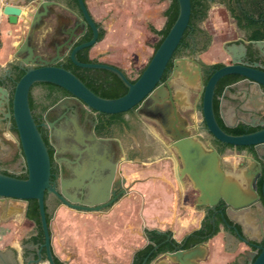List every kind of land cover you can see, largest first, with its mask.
Returning <instances> with one entry per match:
<instances>
[{
    "label": "water",
    "instance_id": "95a60500",
    "mask_svg": "<svg viewBox=\"0 0 264 264\" xmlns=\"http://www.w3.org/2000/svg\"><path fill=\"white\" fill-rule=\"evenodd\" d=\"M25 1L29 3V10L13 3L3 8V14L13 24L18 23L20 17L24 18V40L16 47L14 58L18 62L17 67L25 73L16 83L13 94L6 86L5 73H0V153L10 150L11 146L17 147L18 139L13 132L16 130L28 177L21 178L0 171V222L15 218L26 219L29 200H37L45 236L42 248L45 247L47 250L49 264H56L52 247L53 234L47 218L46 193L56 194L65 205L81 211L107 210L119 197L117 195L108 201L110 194L115 193V186L112 187L114 168L110 175H104L109 164L106 155L98 146L86 147L92 159L91 163L76 169L74 178L63 180L61 189L52 184L49 148L30 105L33 85L48 82L65 88L74 97L98 112L120 113L138 106L137 113L143 119L155 122L171 142V147L179 159L176 164V178L183 185L189 182L198 192L197 205L215 210L218 203L223 200L229 207L230 217L244 226L247 236L253 238L250 230L264 233V204L257 191L258 186L252 183L246 184L243 174L224 168L222 155L194 132L190 120L183 113L190 105L192 89H197V84L201 81L200 66L185 57L177 59L172 76L162 83L168 63L189 26L192 13L191 0H178L180 12L176 22L135 82H131L123 70L113 65L78 60L77 53L80 50L98 43L101 29L86 0H77L78 11L58 0ZM57 9L68 12L69 18L64 19L56 29L57 38L53 42L56 45L55 56L46 58L37 53L34 42L39 32L45 28L47 19ZM89 28L93 31L92 39L74 47ZM252 43L261 50L264 49V40ZM225 50L230 54L232 64L216 70L206 84L199 86L203 94L201 110L207 130L222 143L236 147H253L258 157L263 159L264 118L258 112L264 110V65L261 62L244 63L247 47L243 43L226 44ZM66 56H69L77 66L114 72L128 86V92L117 98H105L96 94L71 70L58 65V62ZM232 74L243 76L252 84V89L245 93L249 103L241 108L242 112H247L251 116V120L241 117L242 123L261 129L244 134H230L218 123L214 109L216 86L221 78ZM229 90H231L230 86L221 97L220 113L224 119H226L224 107L227 103L226 93ZM226 124L228 127H235L227 121ZM70 134H72L71 129L59 132L62 139ZM86 180L90 181L86 185L89 191L86 198L81 201L83 203L81 206L74 203L79 199L71 194L69 189L85 186ZM127 192L128 189L123 188L120 194L126 195ZM262 197L264 200V181ZM252 204L258 206V209H252ZM157 232L163 233L161 229ZM147 239L149 241L148 237ZM207 256V246L199 244L192 249L161 254L152 263L168 264V260H171L178 264H200V261H204ZM253 264H264V248Z\"/></svg>",
    "mask_w": 264,
    "mask_h": 264
},
{
    "label": "flooded vegetation",
    "instance_id": "af4514ba",
    "mask_svg": "<svg viewBox=\"0 0 264 264\" xmlns=\"http://www.w3.org/2000/svg\"><path fill=\"white\" fill-rule=\"evenodd\" d=\"M58 1L67 4L71 8L69 3H67V0ZM206 1L209 2L210 9L214 3L225 9L229 20L232 21L230 22L232 28L226 33L227 36L225 37L224 50L226 44L231 45L234 43H243L247 47V53L243 58L244 63L253 64L255 62H261L264 65V49L261 50L258 46H256V44L252 43L253 41H262L264 39H251L256 32V28L250 25L252 20L260 21V29L264 31V0ZM67 18H69L68 12L57 9L47 19L45 28L39 32L34 42L37 47V53L45 56L46 58L55 56L56 45H54L53 42L57 38L56 29L64 21V19ZM207 19L208 18L204 21L198 22L196 25H192L190 31L186 33L185 38H182L179 47L176 49L171 58L172 64H170V60L163 74L162 83H165L172 76L175 60L177 59L185 57L190 61H195L200 66L202 74L201 81L198 82L197 89H192L190 105L183 111V113L190 120L194 132H196L208 146L215 147L222 155L224 168L227 169L225 162H229V160L226 159L227 155H232L233 157L236 156V159H239V162L236 164L231 162L229 163V170L243 174V180L246 184H256L258 186L257 191L261 195L259 187L261 180L264 179V158L260 159L253 147L245 146L246 148L239 149L236 146L222 143L207 130L206 122L204 121V115L201 110L203 94H201L199 86L200 84H206L211 75L216 71L213 67L214 64L221 63L224 64V66L232 64V58L226 50L225 52L228 55V61L206 62L202 58V54L207 52L213 43L212 33L209 29L202 25ZM240 21H242V24ZM15 25H17V23ZM87 35H91V38L89 39L91 40L93 37V31L91 28H89L86 34L74 44V47L83 42L89 41L86 40ZM20 40H24V32H21ZM100 41L101 40H99L98 43ZM95 46L89 47L88 57L84 58L82 56V59L110 64L120 68L126 73L131 82L140 77L143 73L142 71L147 67L152 58L151 57L148 60V63L139 70L138 76L133 78L119 62L122 57L120 58L111 53H104L106 51H101L103 55L97 54L93 56L92 50ZM103 57H110L111 59ZM116 57L119 59L118 61L116 60ZM17 63L9 66V69L5 73V82L7 83L6 86L10 89H12L13 83L16 81V77L19 75L20 68L17 67ZM71 63L75 64L69 56H66L63 60L58 62V65L64 67L65 65H70ZM229 86L231 90L226 93V98L229 92L235 94L234 99H231L229 104L234 108L237 118L234 121H231L228 119L229 116H226V119H224L220 113L219 118L216 116L220 126L223 129L224 127L232 129L240 125H246L247 127L255 128L254 131L261 129V127H253L243 124L241 120V117L251 120V116L247 112H242L241 108L249 103V99L248 97H245V93H248L249 90L252 89V84L242 76L241 79L227 85V87ZM234 90L236 91L233 92ZM102 92L109 94L117 91H114V88H105ZM30 97L36 103V108L33 111V114L49 148L52 165L51 181L58 189L62 188L63 180L75 177L76 169L91 163L92 159L90 158L86 147L98 146L100 151L106 155V160L109 164V168L105 171L104 175H110L112 169L114 168L112 187L115 186V193L110 194L108 201L112 200L117 195H119V197L111 205L113 206L125 195L120 194L121 190L123 188H126L127 190V178L124 174L123 164L134 162L138 158L142 162L145 160L153 162L156 160L153 154L159 153L163 148L159 142L155 141L154 138H151L153 135L149 132V124L146 119H143L137 113L138 106L120 113L108 114L98 112L81 102L78 98L74 97L65 88L48 82L34 84L31 88ZM226 121L235 125V127H228ZM66 129H71L72 134L65 136L64 139L60 138L59 132ZM13 132L18 139V145H16L17 147L11 146L10 150L0 153V171L21 177L22 175L27 174V172L24 167L23 151L19 142L18 133L16 130H13ZM138 133L144 135L145 140L137 139ZM124 179L126 180L125 182ZM89 183L90 181L86 180L84 183L85 186L69 189L70 193L79 199V201L74 202L75 204L83 206L81 201L84 200L88 194L89 189L86 185ZM45 198L49 212L50 210L57 208L59 205H65V203L56 194L46 193ZM261 202L264 204L262 195ZM195 205L197 209L203 211L201 225L198 229H200L204 223H207L205 228L206 230L204 233L198 235L196 240L199 241H196L193 246L189 245L191 241L188 240L187 237L197 229L187 233L180 240L176 239L173 233V238L176 239L178 243L175 244L173 249L168 252L192 249L199 244H204L208 248L209 241L222 232L224 239L223 250L229 257L225 264H253L264 248V233L250 230V234L253 238L247 236L245 234L244 226L239 221L232 220L228 212L229 207L223 200L218 203L215 210L208 209L206 206L197 205L196 199ZM251 206L252 209H258V206H255V204H252ZM11 220L0 222V225H3ZM26 220L35 224V222L29 218H26ZM210 226L214 229L218 228L219 230L217 234L207 238ZM162 231L165 232L166 230ZM44 243L45 240H41L40 231L37 229V226L35 230L30 229V231L23 233L17 240V245L19 246L18 248L12 244H8L4 247V264H49L47 250L45 247L42 248ZM52 247L55 261V258L59 257L55 252L53 241ZM39 251H41V254H39ZM164 258L166 257H163V259ZM2 261L3 260L1 259L0 264H2ZM152 262L150 264H153ZM202 262L203 261H200V264ZM63 263L68 264L64 261ZM168 264L178 263L168 260Z\"/></svg>",
    "mask_w": 264,
    "mask_h": 264
},
{
    "label": "rangeland",
    "instance_id": "374dc122",
    "mask_svg": "<svg viewBox=\"0 0 264 264\" xmlns=\"http://www.w3.org/2000/svg\"><path fill=\"white\" fill-rule=\"evenodd\" d=\"M146 2V12L151 14L150 16H154L148 23L156 28L162 27L165 18L164 11L170 0H149ZM230 22L232 21L229 20L226 10L214 3L209 11L208 19L202 24L213 35V43L209 52L204 56V61H228L224 44L226 33L232 28ZM152 38L133 47L106 50L104 53L122 57L119 62L131 77L136 78L139 70L152 57L160 36L152 33ZM97 54L103 55L98 46H95L92 55ZM103 58L111 59L110 57ZM116 60L119 59L116 57ZM146 121L149 124V132L153 135L151 138L159 142L163 148L159 153L153 154L156 158L153 162L146 160L142 162L138 158L134 162L123 164L124 174L127 178L128 192L126 195L111 208L103 211H81L64 204L50 210L54 247L58 253L73 255L76 249L81 247L83 240L82 246L88 245V238L95 241L93 245H89V253L98 256V259H108V257L104 258L103 254L109 251L107 244L105 246L102 244L104 235H108L109 239L105 238V240L109 242L107 243L112 249L116 240L124 241L125 262L123 263L131 264L135 251L147 244L148 230L160 227V229L164 228L163 230L173 231L174 220L188 213V205L192 204L196 208L195 199L198 193L196 192V196L184 194L176 178V164L179 159L171 147V142L163 135L155 122ZM137 139L145 140V136L138 133ZM229 163L225 162L228 170ZM189 185L187 182L184 188ZM202 214L203 211L197 209L195 216L190 221L195 223L200 220L199 217H202ZM20 223L17 225L23 233L30 229H36L35 224L26 219H22ZM186 233L188 230H185L184 234ZM111 236L116 237L112 238ZM223 245L224 239L221 232L209 241V254L201 264H225L229 257L224 252Z\"/></svg>",
    "mask_w": 264,
    "mask_h": 264
},
{
    "label": "crops",
    "instance_id": "0c3cea01",
    "mask_svg": "<svg viewBox=\"0 0 264 264\" xmlns=\"http://www.w3.org/2000/svg\"><path fill=\"white\" fill-rule=\"evenodd\" d=\"M146 1L149 0H86V3L93 15V17L98 21L101 30L104 31L103 39L96 45L98 49L101 51L106 50H115L116 48H127L133 47L134 45H138L144 43L146 40L152 38V30L150 27L152 26L150 23V18L154 16H150L151 14L146 12L145 6L147 4ZM172 0H170L169 5ZM10 3L17 4L22 8L30 9L28 2L25 0H10ZM67 3L71 6V8L75 11L79 10V6L77 0H67ZM166 7V9L169 7ZM165 9V11H166ZM164 11V24L166 22V16ZM158 19V18H155ZM24 18H20L17 25L11 23L9 19L5 16H2L1 23V35H0V73H6L9 69V66L17 63V60L14 58V52L16 47L20 44V34L24 32L23 29ZM148 23V24H147ZM162 27H158L156 29H161ZM157 35L156 33H154ZM158 36V35H157ZM153 39V38H152ZM158 42V41H157ZM95 48V47H94ZM151 50V49H149ZM209 52V50L202 54V58ZM208 62V61H206ZM234 90L233 92H235ZM235 94L229 92L227 94V103L225 104L226 116H229L228 119L234 121L237 118L236 112L234 108L229 104L231 99H234ZM261 112V113H260ZM259 115L264 117V110L259 111ZM226 159L229 162L236 164L239 162V159H236V156L227 155ZM179 182V181H178ZM181 190H183L184 194H189L191 196H196L197 193L191 186V184L184 188V185L181 184ZM196 193V194H195ZM197 209L191 204L188 205V213L183 216H177L172 225L174 237L178 240L182 239L186 234H184L185 230H188V233L191 231L198 229L201 225V220L203 217H199L200 220L191 222L190 219L195 216V211ZM17 219V220H16ZM22 219L24 218H15L11 221L1 225L0 227V260L2 259V264L5 263L3 257L4 247L8 244H12L15 247H19L17 245V240L23 234L22 230H19L20 227L17 224H21ZM18 226L17 228L15 226ZM154 229H160L154 228ZM162 228L161 230H163ZM152 230V229H151ZM168 230V229H167ZM53 234V233H52ZM109 236L104 235L102 244L108 247V253H103L104 258L108 257V259H98L96 256L89 253L88 248L89 245L94 244V240L91 241L87 238L88 245L82 246L84 240L81 242V247L76 249L73 255L69 253H58L55 249L57 256L64 262L68 264H124V250L125 243L124 241H117L115 243L114 248L112 249L109 246V242L107 243L105 238ZM115 238L116 236H111ZM101 239V238H100ZM109 239V238H108ZM148 243V242H147ZM53 246H54V238H53ZM144 247V246H143ZM142 248V247H141ZM112 249V251H110ZM140 249V248H139ZM138 250V249H137ZM136 250V251H137ZM135 251V253H136ZM134 253V255H135ZM133 255V257H134ZM133 261V258H132ZM131 261V264H132Z\"/></svg>",
    "mask_w": 264,
    "mask_h": 264
},
{
    "label": "trees",
    "instance_id": "16d2710c",
    "mask_svg": "<svg viewBox=\"0 0 264 264\" xmlns=\"http://www.w3.org/2000/svg\"><path fill=\"white\" fill-rule=\"evenodd\" d=\"M192 2V13L190 18L189 26L187 27L185 34L183 36V39L186 36V33L190 31V28L192 25H196L198 22L204 21L209 16V10H210V4L206 0H191ZM180 12V6L178 0H172L171 4L165 11L166 16V22L163 28L156 29L155 27L151 26L150 29L152 32L156 33L160 36L159 41L155 45V51L160 47L161 43L165 39V37L168 35L169 31L171 30L172 26L176 22ZM264 16V13H263ZM260 21L252 20L250 25L254 28H256L255 34L251 37L253 40H259L264 39V31L260 29ZM242 24V21H240ZM104 37V31H100L99 40H102ZM91 38V35H87L86 40H89ZM88 48L82 50L78 53L77 57L79 61L82 62H93L91 60H84L82 59V56L84 58L88 57ZM172 64V60L170 62ZM224 64L217 63L214 64L213 67L218 70L222 68ZM66 69L71 70L74 74H76L90 89H92L96 94L105 97V98H117L120 96H123L128 92V86L124 83V81L116 74H114L111 71H107L104 69H98V68H84L77 66L73 63L70 65L64 66ZM145 70V69H144ZM143 70V71H144ZM142 71V72H143ZM24 71L19 69V75L16 77V81L13 83L11 93H14L16 83L21 79V77L24 75ZM242 76L240 75H227L221 78L216 86L215 91V98H214V109L216 112V116L219 118L220 114V97L222 96L225 88L227 85L234 83L235 81L241 79ZM138 79V78H137ZM134 80L133 82L137 81ZM39 84V83H36ZM105 88L113 89L114 91H117L115 93H104L102 90ZM30 105L32 108V111L36 108V103L34 100L30 97ZM224 130L230 134H244L249 133L255 130V128L247 127L246 125H240L236 128H225ZM239 149L246 148L245 146H238ZM28 174L22 175L21 178H27ZM263 180L260 182L259 192L262 195V185ZM47 209V218L48 222L51 224L52 214ZM27 218L34 221L37 229L40 231L41 240H45L44 232L42 229L41 224V214L39 209L38 201L35 199L29 200V207L27 211ZM207 223H204L203 226L200 229H197L193 231L189 236L187 237L188 240H190V246H193L196 241V238H198V235L204 233L206 230ZM218 228L214 229L212 226L209 227V234L207 238H210L218 233ZM148 238L149 242L142 248L138 249L133 257L132 264H150L154 259H156L157 256H159L162 253L171 251L175 244L178 242L176 239L173 238V232L170 230H166L163 233H158L157 229L148 230ZM56 264H64L63 261H61L59 258H55Z\"/></svg>",
    "mask_w": 264,
    "mask_h": 264
},
{
    "label": "built area",
    "instance_id": "2783aa9c",
    "mask_svg": "<svg viewBox=\"0 0 264 264\" xmlns=\"http://www.w3.org/2000/svg\"><path fill=\"white\" fill-rule=\"evenodd\" d=\"M10 0H0V35H1V23H2V16H5L3 14V8L5 5L9 4ZM6 17V16H5Z\"/></svg>",
    "mask_w": 264,
    "mask_h": 264
},
{
    "label": "bare ground",
    "instance_id": "6f19581e",
    "mask_svg": "<svg viewBox=\"0 0 264 264\" xmlns=\"http://www.w3.org/2000/svg\"><path fill=\"white\" fill-rule=\"evenodd\" d=\"M161 195V194H160Z\"/></svg>",
    "mask_w": 264,
    "mask_h": 264
}]
</instances>
